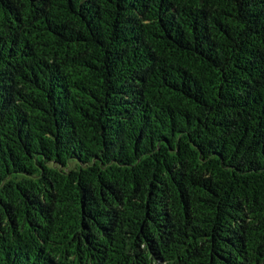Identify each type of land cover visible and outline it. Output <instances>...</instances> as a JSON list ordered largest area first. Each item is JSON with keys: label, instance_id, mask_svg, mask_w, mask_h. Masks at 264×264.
Masks as SVG:
<instances>
[{"label": "trees", "instance_id": "trees-1", "mask_svg": "<svg viewBox=\"0 0 264 264\" xmlns=\"http://www.w3.org/2000/svg\"><path fill=\"white\" fill-rule=\"evenodd\" d=\"M0 264H264V0H0Z\"/></svg>", "mask_w": 264, "mask_h": 264}]
</instances>
